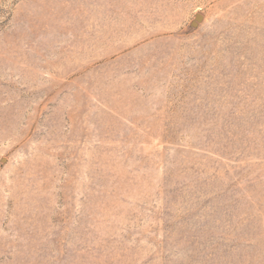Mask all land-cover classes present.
Returning a JSON list of instances; mask_svg holds the SVG:
<instances>
[{
    "label": "rangeland",
    "instance_id": "obj_1",
    "mask_svg": "<svg viewBox=\"0 0 264 264\" xmlns=\"http://www.w3.org/2000/svg\"><path fill=\"white\" fill-rule=\"evenodd\" d=\"M0 264H264V0H0Z\"/></svg>",
    "mask_w": 264,
    "mask_h": 264
}]
</instances>
